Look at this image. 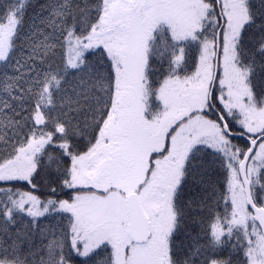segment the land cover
<instances>
[{"label":"snow or ice","instance_id":"obj_1","mask_svg":"<svg viewBox=\"0 0 264 264\" xmlns=\"http://www.w3.org/2000/svg\"><path fill=\"white\" fill-rule=\"evenodd\" d=\"M0 264H264V0H0Z\"/></svg>","mask_w":264,"mask_h":264}]
</instances>
